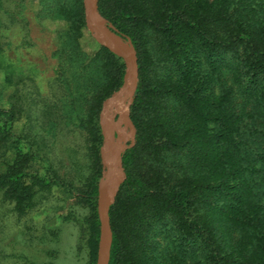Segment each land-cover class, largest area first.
I'll use <instances>...</instances> for the list:
<instances>
[{
	"label": "trees",
	"instance_id": "1",
	"mask_svg": "<svg viewBox=\"0 0 264 264\" xmlns=\"http://www.w3.org/2000/svg\"><path fill=\"white\" fill-rule=\"evenodd\" d=\"M38 2L40 16L57 13L70 26L45 93L20 80L3 101L0 89V194L19 215L67 188L41 147L46 135L76 132L98 150L102 101L124 75L107 48L89 55L79 46L81 0ZM24 3L0 0V28L17 23L26 39ZM97 10L130 38L139 70L109 264H264V0H97ZM29 113L39 115L33 138ZM101 176L99 163L90 166L69 189L88 209L90 264Z\"/></svg>",
	"mask_w": 264,
	"mask_h": 264
},
{
	"label": "rangeland",
	"instance_id": "2",
	"mask_svg": "<svg viewBox=\"0 0 264 264\" xmlns=\"http://www.w3.org/2000/svg\"><path fill=\"white\" fill-rule=\"evenodd\" d=\"M81 2L85 27L76 39L81 49L91 55L98 46H105L87 25L83 0ZM13 5L6 4L8 9ZM39 8L38 0H25L20 7L27 22L26 39L24 29L17 23L9 25V22V27L0 28V89L3 101L13 99L20 80V86L36 87L45 93L55 75L59 60L55 53L65 42L64 33L70 25L63 15L57 13L40 16ZM119 87L102 101L98 122L103 104ZM122 103L109 110L108 119L114 136L121 137L124 145H130L135 142L136 132L130 118L131 103L129 99ZM29 115L34 117L31 121L33 127L28 129L33 138L41 133L36 123L39 115ZM46 136L41 147L47 152L67 188L54 186L45 193L38 206L21 215L14 210L13 202L3 200L0 194V264H90L88 209L84 204L73 201L70 190L77 189L84 181L90 166L93 168L99 163L103 172L102 139L96 150L90 139L80 137L76 132L63 131L55 139L53 135Z\"/></svg>",
	"mask_w": 264,
	"mask_h": 264
},
{
	"label": "water",
	"instance_id": "3",
	"mask_svg": "<svg viewBox=\"0 0 264 264\" xmlns=\"http://www.w3.org/2000/svg\"><path fill=\"white\" fill-rule=\"evenodd\" d=\"M85 18L87 25L97 35L103 36L102 44L112 53L120 57L124 62V75L122 84L110 98L103 104V109L99 117V125L102 134L101 160L103 165L102 176L98 184L97 195V215L99 219V239L95 264H109L110 249L112 245V228L109 211L118 194L123 181L121 169V153L130 145H124L121 137L114 136V129L108 119V112L113 107L118 106L125 99L132 101L138 83V59L137 52L130 38L123 40L118 37L112 26L99 15L97 10V0H83ZM94 14L101 19V25L92 27Z\"/></svg>",
	"mask_w": 264,
	"mask_h": 264
},
{
	"label": "bare ground",
	"instance_id": "4",
	"mask_svg": "<svg viewBox=\"0 0 264 264\" xmlns=\"http://www.w3.org/2000/svg\"><path fill=\"white\" fill-rule=\"evenodd\" d=\"M101 23H102V22H101L100 17H99L97 14H94L92 21H90V24L92 25V27L96 28L95 26H96V25L100 26ZM98 35H100V34H98ZM99 37H100L101 39H103V36H102V35H100ZM120 104H123V103H120ZM120 104H119V105H120ZM120 107H121V106H120Z\"/></svg>",
	"mask_w": 264,
	"mask_h": 264
}]
</instances>
